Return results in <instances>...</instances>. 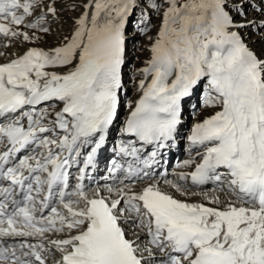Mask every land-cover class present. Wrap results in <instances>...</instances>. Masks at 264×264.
Here are the masks:
<instances>
[{
	"label": "snow or ice",
	"instance_id": "1",
	"mask_svg": "<svg viewBox=\"0 0 264 264\" xmlns=\"http://www.w3.org/2000/svg\"><path fill=\"white\" fill-rule=\"evenodd\" d=\"M58 2L0 0L3 47L51 34L77 8ZM140 3L141 34L148 9L163 11L117 149L131 160L111 162V183L86 181L119 119L137 0H88L58 45L0 62V264H264V51L242 35L251 0ZM201 85L214 111L177 165L192 170L154 175Z\"/></svg>",
	"mask_w": 264,
	"mask_h": 264
},
{
	"label": "rangeland",
	"instance_id": "2",
	"mask_svg": "<svg viewBox=\"0 0 264 264\" xmlns=\"http://www.w3.org/2000/svg\"><path fill=\"white\" fill-rule=\"evenodd\" d=\"M86 2H88V0H59V2L56 5L58 9L62 8V6L66 4H75L77 5V8L75 11H71V10L61 11L60 18L51 25L53 32L47 36H44L40 41L36 43V45H39L44 48H50L58 45L64 36L70 35L73 27V21L80 14V12L83 11L82 5ZM154 2H157V0H149V3H154ZM159 2L162 3V0H159ZM251 3L257 4L258 0H251ZM245 7L247 9L248 19L255 21L257 20L258 22L264 20V14L256 10L257 6L248 7L246 5ZM143 9H144V4L142 3V5L137 7V9L131 15L127 24L128 39L126 41V57H125L126 63L125 66L123 67V70L126 73L124 80V92L126 94L124 95L125 102L123 104L126 107V109L128 108L127 105L130 103L133 104L140 95L139 91L137 90V82L139 79L142 78L140 76L139 70L145 66L146 61L150 59V55H151L149 51L151 41L148 39V37L149 36L155 37L156 31L158 30L161 23V13L163 11V7L160 8L159 12L153 11L152 8L148 9L149 13H151V28L147 32V34H141L138 31V29L141 27L139 21L141 19V11ZM233 15L236 17L237 20H240L242 18L240 16H236L235 13H233ZM252 27L251 26L248 27L246 31L242 33V35H244L245 38L249 37L250 41L248 42L253 45V47L251 48H254V50L257 53H260L264 51V28H262L261 25L256 29ZM5 43H6L5 40L3 41V43L2 41L0 42V44H2V48L0 46V52L8 53L6 51L9 49L14 51L17 50L21 51L27 48L29 45H31L30 43L21 44L19 42H16L13 43L10 47L5 48L3 47ZM1 58H6V57H0V60ZM60 71H63V69H60ZM204 95H205L204 86L201 85L200 91L198 92L197 95L201 104L199 105L198 110H196V112L194 111V113L189 114L190 116L186 128L187 130L189 129L188 133L191 132L190 130L195 123L199 122L204 117L211 115L212 112L214 111L213 109H210L203 105ZM122 108H121V113L124 112V109L122 110ZM181 145L184 148L185 141ZM181 198L186 199L185 197H181ZM187 199L191 200V202L201 201L202 197L194 196V197H188Z\"/></svg>",
	"mask_w": 264,
	"mask_h": 264
},
{
	"label": "bare ground",
	"instance_id": "3",
	"mask_svg": "<svg viewBox=\"0 0 264 264\" xmlns=\"http://www.w3.org/2000/svg\"><path fill=\"white\" fill-rule=\"evenodd\" d=\"M256 8H262L261 6H259V5H257V7ZM257 13V12H256ZM255 13V14H256ZM261 14V13H260ZM244 31H246V29L244 30ZM243 31V32H244ZM249 38V37H248ZM247 39V38H246ZM257 40V39H256ZM248 41H250V40H247V42ZM248 44H249V46L250 47H253V45L252 44H250L249 42H248ZM255 44V43H254ZM18 49V48H17ZM20 49V48H19ZM254 49V48H253ZM6 51V50H5ZM6 52H8L7 54H8V56L6 57V58H1V60H0V62H3V61H5V59H10V58H14V56L15 55H17V54H22L24 51L23 50H21V51H19V50H17V51H14V50H7ZM261 53V52H260ZM183 131V129L182 130H180V133ZM191 133V132H190ZM190 133H188V136L190 135ZM191 146V145H190ZM180 151H181V149H180ZM195 157V156H194ZM171 175H172V173H171ZM169 176V175H168ZM170 179V178H169ZM173 179V178H172ZM102 185V184H101ZM136 190H139L140 188H142L143 187V184H141V183H137L136 184ZM178 195V194H177ZM178 198H181V197H179L178 196ZM181 199H183V198H181ZM190 202H191V200H189Z\"/></svg>",
	"mask_w": 264,
	"mask_h": 264
}]
</instances>
